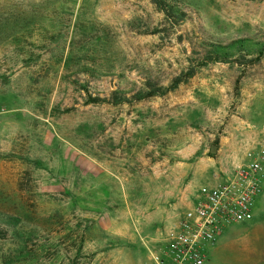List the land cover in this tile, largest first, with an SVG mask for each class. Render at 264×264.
I'll use <instances>...</instances> for the list:
<instances>
[{
    "label": "rangeland",
    "instance_id": "1",
    "mask_svg": "<svg viewBox=\"0 0 264 264\" xmlns=\"http://www.w3.org/2000/svg\"><path fill=\"white\" fill-rule=\"evenodd\" d=\"M260 47L264 0H0V264H157L190 191L264 146ZM205 264H264V191Z\"/></svg>",
    "mask_w": 264,
    "mask_h": 264
},
{
    "label": "built area",
    "instance_id": "2",
    "mask_svg": "<svg viewBox=\"0 0 264 264\" xmlns=\"http://www.w3.org/2000/svg\"><path fill=\"white\" fill-rule=\"evenodd\" d=\"M250 160L235 159L212 172L171 224L154 241L157 264H205L220 236L232 225L250 221L264 191V146Z\"/></svg>",
    "mask_w": 264,
    "mask_h": 264
},
{
    "label": "trees",
    "instance_id": "3",
    "mask_svg": "<svg viewBox=\"0 0 264 264\" xmlns=\"http://www.w3.org/2000/svg\"><path fill=\"white\" fill-rule=\"evenodd\" d=\"M241 42H243V41H241ZM240 45H241V47H243L242 44H240ZM209 53L210 54L214 53L217 56V58H219V56H221L223 54L225 59H229L230 58L229 56L231 55L229 52H224L221 54L218 49L210 50ZM263 55H264V47H260L257 50L256 57L252 58L251 61L254 62L255 60L260 59ZM182 80L183 79H181V78L176 79L175 82L171 85V87H177V85H179L182 82ZM156 92H158V91H155V92L151 93L150 95H155ZM8 235H9L8 230L5 229L4 227L0 226V239L7 238Z\"/></svg>",
    "mask_w": 264,
    "mask_h": 264
},
{
    "label": "crops",
    "instance_id": "4",
    "mask_svg": "<svg viewBox=\"0 0 264 264\" xmlns=\"http://www.w3.org/2000/svg\"><path fill=\"white\" fill-rule=\"evenodd\" d=\"M218 160H222V159H212L211 165H213V164L216 165V162H217ZM213 171H214V170H213ZM213 171H211V173L209 174L210 176H208L207 179H206V181L209 182V183H213V182H214V179L212 178V172H213ZM209 177H210V178H209ZM198 188H199V187H198ZM198 188H197V189H198ZM197 189H194V190L190 191V197H193V196H194V192H196ZM188 204H189V202L186 201V202H184L183 206H186V205H188Z\"/></svg>",
    "mask_w": 264,
    "mask_h": 264
},
{
    "label": "water",
    "instance_id": "5",
    "mask_svg": "<svg viewBox=\"0 0 264 264\" xmlns=\"http://www.w3.org/2000/svg\"><path fill=\"white\" fill-rule=\"evenodd\" d=\"M218 149V146L216 144L213 145L212 151H216Z\"/></svg>",
    "mask_w": 264,
    "mask_h": 264
}]
</instances>
